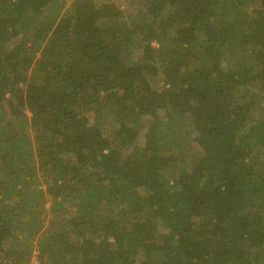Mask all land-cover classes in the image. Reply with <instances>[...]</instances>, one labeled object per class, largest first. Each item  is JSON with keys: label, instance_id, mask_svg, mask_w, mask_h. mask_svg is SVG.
Listing matches in <instances>:
<instances>
[{"label": "trees", "instance_id": "16d2710c", "mask_svg": "<svg viewBox=\"0 0 264 264\" xmlns=\"http://www.w3.org/2000/svg\"><path fill=\"white\" fill-rule=\"evenodd\" d=\"M34 259L264 264V0H0V264Z\"/></svg>", "mask_w": 264, "mask_h": 264}, {"label": "rangeland", "instance_id": "374dc122", "mask_svg": "<svg viewBox=\"0 0 264 264\" xmlns=\"http://www.w3.org/2000/svg\"><path fill=\"white\" fill-rule=\"evenodd\" d=\"M122 5L124 6H131L135 9V7L139 4V0H118ZM47 205L50 206V202L47 203ZM32 264H37V261L34 259V262Z\"/></svg>", "mask_w": 264, "mask_h": 264}]
</instances>
